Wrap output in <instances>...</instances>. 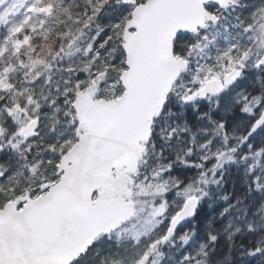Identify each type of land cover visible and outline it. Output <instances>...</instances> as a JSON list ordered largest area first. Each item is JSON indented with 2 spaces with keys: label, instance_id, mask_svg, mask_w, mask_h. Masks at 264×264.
<instances>
[{
  "label": "snow or ice",
  "instance_id": "snow-or-ice-1",
  "mask_svg": "<svg viewBox=\"0 0 264 264\" xmlns=\"http://www.w3.org/2000/svg\"><path fill=\"white\" fill-rule=\"evenodd\" d=\"M204 3L207 21L173 39L137 162L113 174L114 192L93 189L88 204L111 211L66 264H264V0ZM131 6L0 0V240L87 143L85 102L113 85L126 93Z\"/></svg>",
  "mask_w": 264,
  "mask_h": 264
},
{
  "label": "water",
  "instance_id": "water-1",
  "mask_svg": "<svg viewBox=\"0 0 264 264\" xmlns=\"http://www.w3.org/2000/svg\"><path fill=\"white\" fill-rule=\"evenodd\" d=\"M204 4V0H147L135 7L123 32L130 62L122 76L126 93L115 101L85 102L87 143L72 150L66 175L41 197L43 204L35 202L29 220L5 227L0 240L5 264H66L87 227L111 211L107 200L99 209L88 200L93 189L106 195L112 170L118 173L137 162L146 114L172 70L173 39L177 31L193 32L204 22Z\"/></svg>",
  "mask_w": 264,
  "mask_h": 264
},
{
  "label": "trees",
  "instance_id": "trees-1",
  "mask_svg": "<svg viewBox=\"0 0 264 264\" xmlns=\"http://www.w3.org/2000/svg\"><path fill=\"white\" fill-rule=\"evenodd\" d=\"M138 2L144 1V0H137ZM242 2L244 3H257L258 0H242ZM133 10V6L129 7V9L127 10L126 14H120L117 13L116 11H112L111 14L112 15H121V21H122V25L121 28L123 29V25L124 22L130 17L131 11ZM117 70H119V65H117ZM118 93H120L122 90L121 89H117ZM224 264H230L229 261H225Z\"/></svg>",
  "mask_w": 264,
  "mask_h": 264
},
{
  "label": "rangeland",
  "instance_id": "rangeland-1",
  "mask_svg": "<svg viewBox=\"0 0 264 264\" xmlns=\"http://www.w3.org/2000/svg\"><path fill=\"white\" fill-rule=\"evenodd\" d=\"M9 3H11V0H9ZM117 89L115 85L113 86H110L104 90L101 91V94L100 95H94V99H98L100 98L101 96L105 95L106 98L110 97L111 99H116L118 96V92H117Z\"/></svg>",
  "mask_w": 264,
  "mask_h": 264
},
{
  "label": "flooded vegetation",
  "instance_id": "flooded-vegetation-1",
  "mask_svg": "<svg viewBox=\"0 0 264 264\" xmlns=\"http://www.w3.org/2000/svg\"><path fill=\"white\" fill-rule=\"evenodd\" d=\"M113 184L117 185V184H116V181H114Z\"/></svg>",
  "mask_w": 264,
  "mask_h": 264
}]
</instances>
